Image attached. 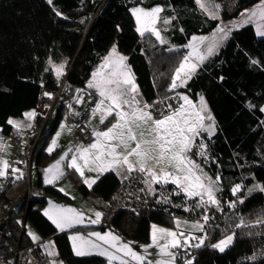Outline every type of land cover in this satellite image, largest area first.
Segmentation results:
<instances>
[{"label": "trees", "instance_id": "obj_1", "mask_svg": "<svg viewBox=\"0 0 264 264\" xmlns=\"http://www.w3.org/2000/svg\"><path fill=\"white\" fill-rule=\"evenodd\" d=\"M216 1L220 4V19L203 14L195 0H52L51 4L48 0H0V128L3 135L20 136L18 129L7 121L46 104L49 98L45 94L53 95L59 88L62 80L47 70L50 61L68 60L66 82L68 95L73 96L87 89L92 71L112 47L127 57L144 103L151 105L158 96L171 94H186L194 102L202 96L214 118L215 132H200L190 156L213 180L219 177L220 190L215 193L219 207H195L199 197L189 198L185 194L159 198L147 193L149 201L145 206L123 210L121 184L125 178L108 172L88 188L70 169L66 177L102 213L98 225L77 227L70 232L112 229L138 245L149 241L152 223L175 228L178 218L203 221L207 215L209 220L203 221V231H196L197 235L207 238L203 246L192 247L193 264H264V224L256 223L264 219V192L248 191L257 185L264 187V111H261L264 38L257 37L252 24L233 30L218 53L204 61L183 88L170 89L176 69L187 54L180 46L194 35L213 32L221 21L237 18L262 0ZM136 6L147 9L160 6L164 8L163 14L176 15L166 32L176 47L161 43L148 32L139 35L131 12ZM91 14L97 16L92 18ZM65 99L54 108L57 118L37 147L34 165L40 174L54 155L45 153L43 148L63 118ZM40 121L38 116L36 123ZM114 122L110 116L102 128ZM201 143L207 145V156L197 154L196 145ZM131 174L144 185L138 172ZM237 184L242 188L234 195L231 189ZM23 186L22 180L15 182L9 196H18ZM43 191L44 198L34 197L26 212L20 205L11 214L7 229L11 243L21 247L33 243L25 227L21 230L23 224L30 223L44 240L54 242L63 264H107V259L100 255H75L70 232L59 231L43 213L46 195L65 196L54 185L44 187ZM233 203L235 207L230 206ZM241 218L249 226H239ZM229 234L234 235V241L224 252L212 247ZM252 256L257 259H248Z\"/></svg>", "mask_w": 264, "mask_h": 264}, {"label": "snow or ice", "instance_id": "obj_2", "mask_svg": "<svg viewBox=\"0 0 264 264\" xmlns=\"http://www.w3.org/2000/svg\"><path fill=\"white\" fill-rule=\"evenodd\" d=\"M48 2L51 4L52 0H48ZM195 2L199 5L200 9L209 12L204 0H195ZM262 3H264V0H262ZM216 7L218 8V6ZM163 11L164 8L160 6H155L151 9L141 7L132 9V13L139 25L137 31L140 35L143 36L145 32H148L154 34L157 39H160L161 43L164 42L160 37V31L155 27L158 21H162L165 25L170 24L171 21L169 18H162L160 16V13ZM57 15H60V13H57ZM209 15L216 18L213 13L209 12ZM259 15L260 19L264 20V8L259 10ZM249 16L250 18L256 17L257 12L253 11ZM172 19H175V17H172ZM219 32L223 33L220 37L221 39L227 38L228 32H225L224 28H220ZM259 35L264 36V31H259ZM205 39L207 38L194 37L193 44L189 45L193 49L197 60L201 63L206 56L198 50L195 42L199 40L203 43ZM216 48L217 42L213 40L207 47V55H212ZM190 59V57H185L184 61L176 69L175 78L171 84L172 89L178 87L177 81H180L182 86L187 83V80L191 79L192 73L195 72L197 65L190 63ZM126 60L127 57L119 55L116 49L113 48L111 54L105 58V62L100 66V69L93 74V79L89 82L88 88L97 89L100 99L96 107L92 109V113L93 115L100 114L101 124H104L109 116H113L116 122L112 123L104 131H94L95 142L88 147H78L76 149L78 154L72 156L68 167L74 169L80 176L84 175L85 169L100 173L119 169H124L126 173H143L145 177L143 182L147 186V190L153 194L155 193L153 188L154 184L172 183L181 189L187 197H199V202L195 207H206L207 205L219 207V202L215 196V193L220 190L217 187L219 177L216 180L208 177L200 165L188 155L195 145V138L200 135L201 131L212 134L215 130L214 118L207 111L204 98L201 96L200 108L197 109L189 100L188 96H183L181 99L184 101V104H181L174 111L170 110L168 115H162V118L156 119L150 111L146 110L150 108V105L147 103L142 104L141 100L137 98L140 95L139 88L135 83L131 68L126 64ZM252 63L257 62L252 61ZM62 72L63 65L57 66V76L61 75ZM249 106L251 107V105ZM169 109H171L170 105ZM261 111H264V108ZM26 115L32 118L34 113H27ZM205 120L211 123L206 126ZM149 122H151V127L147 129V132L152 138L145 139L143 131L140 132V138H138L134 127L141 128L142 126L148 125ZM7 123L13 124L18 128L20 127L18 122L11 119ZM196 146L199 156H207V145L201 143ZM55 147L56 140L54 139L48 151L52 152ZM2 148L3 145H0V149ZM72 151L73 149L70 148L69 152ZM67 156L68 153H65L61 161L67 158ZM133 156L137 158L135 164L130 160V157ZM61 161H58L47 170L49 174L48 183L54 182V180L59 179L63 175ZM148 161H154L155 166H159L160 168L159 172L156 171V167H148ZM8 167L9 164L6 160L0 161V176L6 175ZM169 168L172 171H169ZM13 171H18V169H13ZM84 182L91 187L95 183V180L86 179ZM241 188L242 186L237 184L231 191L235 195L241 191ZM253 190L264 192V187L257 185L254 189H248L249 192ZM61 191L64 190L61 189ZM239 202L243 203L242 200ZM230 206L235 207V203ZM44 214L61 231L65 228L73 227L75 224H82L84 221L83 214L76 209L58 205H52ZM95 216L96 219L90 221L93 224L100 222L102 213L96 212ZM202 219L204 223H207L209 217L204 215ZM256 223L264 224V219H258ZM177 226H179V221H177ZM239 226L246 227L249 225L244 224L243 218H241V225ZM192 227L203 231L204 225L196 223ZM183 235L184 233H179V236ZM89 236L95 237L96 240L102 241L103 244L109 245L115 251L111 252L102 247L101 244L93 242L91 239H86L80 235H73L70 239L73 242L75 255L85 256L95 253L106 256L109 264L112 261H119V264H129V260L124 259V257H129L136 264H145L146 262V256L134 251L130 242H121L120 237L113 235L111 232L103 235L99 232H92L89 233ZM33 238L35 239L36 237L34 236ZM206 238L205 235L203 238L189 237L188 239H196L198 242L192 246L199 248L203 246ZM151 239L152 244L144 246L145 252H147L148 247L155 246L159 249L161 256H167L169 258L167 260L161 259L156 264H175V253L171 249L185 246L181 244L176 232L158 228L155 225L152 226ZM160 240H165V243L161 244ZM233 241L234 236L230 235L212 245V247L218 249L220 252H224ZM117 253H122L123 255L121 256ZM248 259L255 260L257 257L252 256ZM53 264H57V262L53 261ZM147 264H152V262L148 261ZM187 264H193V261L189 260Z\"/></svg>", "mask_w": 264, "mask_h": 264}, {"label": "rangeland", "instance_id": "obj_3", "mask_svg": "<svg viewBox=\"0 0 264 264\" xmlns=\"http://www.w3.org/2000/svg\"><path fill=\"white\" fill-rule=\"evenodd\" d=\"M204 2L206 4V7L208 8L209 12L210 13H213L216 16V18H213L212 15H209V12H205L204 10L200 9L199 5L197 4L198 7H199V9L201 10V12L203 14H205L206 16L212 18V19H220V10L221 9H220L219 2L216 1V0L215 1L214 0H204ZM216 6H218V8ZM137 7L145 8L143 6H136V7H133V8H137ZM261 8H264V3H262V1L254 4V5H252L250 7H248L247 9H245L235 19H232L230 21H221L220 24L217 26V28L213 30V32H211L209 34H204V35H194V36H192L189 41H187L184 45L180 46V48H183V49H185L187 51V54L183 57L182 62L184 61L185 57H190L191 58L190 59V63L196 64L197 65L196 70H197V68L200 67V65L204 61H206L207 59L211 58L213 55H215L216 53H218V51L223 46V44L228 39L230 33L233 30L240 29L241 27H244V26H246L248 24H252L254 26L255 31H256V35H257L258 38H264V36L259 35V31H264V20L260 19V15H259V10ZM132 9H131V12H132ZM145 9H147V8H145ZM253 11H256L257 12V16L250 18L249 14L251 12H253ZM160 16L162 18H164V17L169 18L171 22L176 19V15L175 16H172V15L170 16L168 14H163V12L160 13ZM172 17H175V19H172ZM245 21H247V22H245ZM169 25L170 24L165 25V24L162 23V21H158L157 24H156V26H155L160 31V37L163 39V41L165 39L164 38L165 35H164V32H163V29L164 28L166 29V27L169 26ZM258 25L260 26L259 28H258ZM138 27H139V25H138ZM220 28H224L225 32H228V36H227L226 39H221L220 38L223 35V33H220L219 32V29ZM167 35L168 34L166 33V36ZM194 37H197V38H207V39H205L203 41V43H201L199 40H197L195 42L198 50L201 53L205 54V56H206V58L204 59V61L202 63L197 60L196 55L193 53V49L191 47H189L190 44H193V38ZM213 40H215L217 42V48L215 49V51H214V53L212 55H207V47L209 46V44ZM61 64L62 63H58L57 64V63H55L53 61H50L48 63V65H47V70L56 69V67L57 66H60ZM54 71L56 73V70H54ZM189 100L191 101V99H189ZM204 101H205V99H204ZM191 102L193 103V105L196 106L197 109L200 108V100H198L196 102H194V101H191ZM182 104H184V101L183 100H182ZM263 108H264V106H263ZM206 109L209 112V108H208L207 103H206ZM146 110L147 111H150V108L149 109H146ZM36 112L37 111H35V110H30V111H27L23 117H20V118H12L11 120L18 122L19 125H20L19 128H21L24 125H26V122H29V121L31 122L32 120H34V117L36 115ZM27 113H34V116L32 118H29L26 115ZM56 118H57V111L55 110L52 113L51 120H50L49 124L47 125V127L45 129V133H44L45 135L50 130V128H51L53 122L56 120ZM209 123H211V122L208 121V120H205V125L206 126ZM13 126H15V125H13ZM90 126H91V128H92L93 131H98V129L93 125V121L91 119H90ZM150 127H151V122H149L148 125L142 126L141 128H135L134 127V131L137 133V137L138 138H140V132L143 131L144 134H145L144 135V138L145 139H151L152 137L149 136L148 135V132H147V129L150 128ZM68 128H70L69 125L67 124V122L65 121V119L62 118L60 120V123H59V128H58L59 131L57 130V132L51 134V136H49V140H48V142H49L48 149L52 146L53 140L54 139L56 140V147L50 153V155H53L57 151V149H59V152L57 153V155L54 158L52 157L53 159L51 158L52 160L48 162V163L51 162L50 165L53 166L58 161H61V158L65 156V153H68L67 158H65V159H63L61 161V171L63 172V175L60 176L61 182L57 185L58 190H60V191H61V189L64 190V191H61V192L64 194L65 198H55L52 195H46L47 203H46V206H45L43 212L45 213L46 210H49L52 205H58V206L65 207V208H74L78 212H80V213L83 214L84 221H83L82 224H75L73 227L65 228L63 231H61L59 228H57L61 232H64V231L70 232V230H72L74 228H77V227L94 225L90 221L96 219V216H95V213L96 212H100L101 213V211H99L98 209H96L94 207H92L93 208L92 209V212H87L85 206H88V205L90 206V203L83 198V196L81 195V193L77 189V187H76L75 183L72 181V179L70 177H66V174L71 169L70 167H68V165H69V163L71 161V158L73 156L74 149H73V147L70 144H68L67 146H64V147L61 148L60 147V145H61V142L60 141H62L63 139L66 138ZM201 132H206V131H201ZM214 132H215V130H214ZM206 133H208V132H206ZM57 134H59V135L57 136ZM71 138H72V134H71ZM42 141H43V139H42ZM42 141H41V143H42ZM70 142H71V139H70ZM0 145H3V148L0 149V161H5L6 160L7 162H9V160H11L13 158L14 148H13V145L11 146V138H10V136L3 135L2 132H1V128H0ZM70 148L73 149L72 152H69V149ZM11 151L13 152L12 153V156H10L11 155ZM153 155H155V153H153ZM188 155L190 156V153H188ZM150 163H151V165L153 167H156V171L159 172V170H160L159 166H155V162L154 161H151ZM15 169H18V168H15ZM168 170L169 171H172L171 168H169ZM203 172H204V170H203ZM21 173L22 172H21L20 169H18V171H13L12 170V174L15 175V176H20ZM119 175H121V174H119ZM207 176L210 177L209 175H207ZM31 177H32L31 180H32V187H33L34 197H37L38 199H39V197H44L45 196V193L41 190V188H39V174H38V172L35 169L32 170ZM169 185L176 186V185H174L172 183H168V184H157V186H160V187H162L164 189H167L169 187ZM176 188L179 189L177 186H176ZM179 191H182V190L180 189ZM206 199H207V197H206ZM216 199H217V197H216ZM210 206H215V205H210ZM177 221H179V226H177ZM196 223L203 224V221H187V220L178 218V219H176V222H175V225H176L175 228H169V227H165V226L158 225L156 223H152L151 226H150V239H149L148 242L139 243L138 245H133L132 242L126 240L122 236L120 237V241L123 242V243H129L130 242V245H131V247L133 248L134 251H136L138 254L145 255L146 256V262H145V264H147L148 261H151L152 264H156V262L159 261V260H161V259L167 260L169 258L167 256H161V254L159 252V249L157 247H155V246L148 247L147 248V252H145L144 246H149V245L152 244V239H151V236H152V226L155 225L158 228H163V229H167L169 231L176 232L178 234V238L181 241V244H184L185 245L184 247H186V246L193 247L192 245L196 244L198 241L196 239H188L189 237H201V238H203L205 236V235L200 236V235H197L196 234V231H199V230H197V229H195V228L192 227V225H194ZM24 227H25L26 235L34 243H40V242L44 241V239L39 235V233L37 232V230L30 223H26L24 225ZM92 232H99L102 235L105 234V233L111 232L113 235H117V232L116 231H114V230L112 231V229H107L106 231H100V230L99 231L98 230L97 231H87L86 232V235H83L82 233H79V232L71 231L69 233V236L71 237L73 235H80V236L85 237L86 239H92V241H95L96 240L95 237H90L89 236V233H92ZM181 232L184 233L183 236H179V233H181ZM230 235L231 236H234L233 234H229L227 236H230ZM34 236L36 237L35 239L33 238ZM227 236H225L224 238L220 239L219 241L225 239ZM48 241L49 242H47L45 244L46 250L48 251V253H53V255H55L57 257V250H56V247H55L54 242L52 240H48ZM219 241L214 242L212 245L218 243ZM98 242L102 245V247H104V248L108 249L109 251H111L110 249H112V248H110L109 245L103 244L102 241H98ZM204 242H205V240H204ZM160 243L161 244L165 243V240H160ZM176 249L177 248L171 249V251L175 253V250ZM111 252H113V251H111ZM118 255H121L122 256L123 254H118ZM124 259H127L128 260L129 258L128 257H124ZM108 262H109V260H108ZM111 264H119V261H112ZM175 264H179L178 261H177V259H176V256H175ZM183 264H187V261L185 263H183Z\"/></svg>", "mask_w": 264, "mask_h": 264}, {"label": "built area", "instance_id": "obj_4", "mask_svg": "<svg viewBox=\"0 0 264 264\" xmlns=\"http://www.w3.org/2000/svg\"><path fill=\"white\" fill-rule=\"evenodd\" d=\"M96 16L97 14H91L92 18ZM68 92L69 87L65 77L50 99V111L42 115L41 121L36 123L32 129L13 139L14 155L8 162L9 171L5 176H0V264H53V261H56L48 256L45 248L47 240L24 247L14 246L8 237L7 229L13 211L21 205L26 212L34 198L31 181L32 170L35 167L34 156L43 139L48 117L63 97L66 98V110L63 118L74 130L71 143L88 147L95 142L90 119L92 109L98 102L97 96L88 89H82L77 98L68 95ZM181 104L182 99L179 94H171L166 97L158 96L151 103L150 111L154 118L159 119L162 118V115H168L170 110H176ZM169 105L171 109H169ZM15 168L21 170L20 176L12 174V170ZM126 177L121 184V207L128 211L138 210L149 201L146 188L137 182L134 175L130 174ZM19 180L23 181V191L15 198H11L9 196L10 189ZM21 230L24 231V225ZM175 256L179 264L191 260L192 247L177 248Z\"/></svg>", "mask_w": 264, "mask_h": 264}, {"label": "crops", "instance_id": "obj_5", "mask_svg": "<svg viewBox=\"0 0 264 264\" xmlns=\"http://www.w3.org/2000/svg\"><path fill=\"white\" fill-rule=\"evenodd\" d=\"M135 19V18H134ZM135 22H136V20H135ZM138 28V24H137V22H136V29ZM169 29V26H167L166 27V29L164 28L163 29V32H164V42H163V44H167V45H169V46H171L172 48L173 47H176V46H174V45H172L171 44V41H170V37H168V36H166V32H167V30ZM138 32V31H137ZM139 33V32H138ZM139 35H140V33H139ZM159 41L161 42V40L159 39ZM113 48H115L116 49V51H117V53L119 54V55H121V56H125L124 54H122L121 52H119L118 51V49L116 48V47H112L110 50H109V52L102 58V60H101V62L94 68V70L92 71V73H91V75H90V77H89V79H88V81H87V83H86V88L88 89V90H90L93 94H95L96 96H97V98H98V101H99V99H100V97H99V95H98V90L97 89H95V88H88V84H89V82H91L92 81V79H93V74L94 73H96L99 69H100V66L105 62V58H107L110 54H111V52H112V49ZM126 57V56H125ZM53 62H55V61H53ZM55 63H62L61 65H63V72H62V74L61 75H59V76H57L56 75V73H55V71L54 70H56V69H51V71L54 73V75L59 79V80H62L63 78H65L66 77V75H67V73H68V70H69V62H68V60H66V59H63V60H61V61H57V62H55ZM126 64L128 65V63H127V60H126ZM129 66V65H128ZM132 71V70H131ZM194 74V73H193ZM192 74V75H193ZM192 77V76H191ZM135 78V77H134ZM175 78V77H174ZM190 80V79H189ZM189 80H187V83H188V81ZM135 83H136V80H135ZM186 83V84H187ZM177 84H178V87H176L175 89H180V88H183L186 84H184V85H182L181 86V82L180 81H177ZM136 85H137V83H136ZM138 86V85H137ZM139 88V87H138ZM170 89L171 90H175V89H172L171 87H170ZM139 96L137 97L138 99H140L141 100V102H142V104L144 103V100H143V97H142V95H141V92H140V89H139ZM46 95V94H45ZM181 97H183V96H187L186 94H183V93H181V94H179ZM48 98H49V100H48V102L46 103V104H40L36 109H33V110H35V111H37L36 112V115H35V117H34V120H32L31 122L29 121V122H26V125H24L23 127H21V128H18V127H16L17 129H18V131H19V134H22V133H24L25 131H27V130H29V129H32L35 125H36V122H37V118H38V116H42V115H44L45 113H48L49 111H50V97H52L53 95L51 94V93H47V95H46ZM73 97L74 98H77L78 97V93H75L74 95H73ZM189 98V97H188ZM190 99V98H189ZM198 100H200V98L198 99ZM192 101V100H191ZM98 103V102H97ZM55 111V109H53L52 110V112L50 113V115H49V117H48V120H47V124H46V127H47V125L49 124V122H50V120H51V116H52V113ZM25 115V114H24ZM23 115V116H24ZM109 118V117H108ZM107 118V119H108ZM91 120L93 121V125L98 129V131H104V130H106L107 128H102V125L103 124H101L100 123V114L99 113H97L96 115H93L92 114V116H91ZM106 122V121H105ZM116 122V121H115ZM114 122V123H115ZM54 123V122H53ZM60 123V122H59ZM53 125V124H52ZM111 126V125H110ZM110 126H108V127H110ZM52 127V126H51ZM67 127V126H66ZM69 127L70 128H68V131H67V136H66V138L65 139H63L62 141H60L61 142V145H60V147L62 148V147H64V146H67L68 144H70L72 147H73V149H74V152H73V155H77L78 153L76 152V149L78 148V147H80V146H77V145H74V144H72L71 142H70V139H71V134L73 135V128L69 125ZM58 128H59V124L57 125V127L54 129V131H53V133H55V132H57V130H58ZM46 129V128H45ZM71 129V130H70ZM59 131V130H58ZM94 132V131H93ZM52 133V134H53ZM51 136V135H50ZM10 138H11V146L13 145V139L15 138V137H13V136H10ZM48 140H49V137H48V139H47V141H46V143H45V145H44V148H43V150H44V152L45 153H47V154H49L50 155V153L51 152H49L48 151V147H49V142H48ZM133 146H134V144H133ZM13 148H14V146H13ZM59 152V149H57V151L54 153V155H53V158L57 155V153ZM12 151H11V155L10 156H12ZM52 158V159H53ZM52 159H50V161L52 160ZM136 157L135 156H133V157H130V160L135 164L136 163ZM151 161H148V167H153L152 165H151V163H150ZM51 163V162H50ZM50 163H48L43 169H42V173L40 174L39 173V170L36 168V167H34V169L38 172V174H39V188H41V190L43 191V188L44 187H48V186H52V185H54L55 187H56V189H58L57 188V185L61 182V179L59 178V179H56V180H54V182H52V183H48V179H49V174H48V172H47V170L52 166V165H50ZM82 163V162H81ZM33 169V170H34ZM72 169V168H71ZM72 170H74V169H72ZM9 171V168H8V170H7V172ZM75 171V170H74ZM76 172V171H75ZM108 172H115L120 178H125L127 175H129V174H131V173H126L125 171H124V169H119V170H109V171H105V172H102V173H100V172H95V171H89L88 169H85L84 170V175L83 176H80L79 175V173H77L78 175H79V177L81 178V180L84 182L86 179L87 180H95V182L97 183L106 173H108ZM118 172H119V174H121V175H119L118 174ZM132 173H134V172H132ZM140 174V176H141V180H142V182L144 181V174L143 173H139ZM31 179H32V177H31ZM41 179V180H40ZM32 181V180H31ZM40 183H41V185H40ZM96 183H94V184H92V187H93V185H95ZM84 184L88 187V188H92V187H89L85 182H84ZM143 184H144V182H143ZM144 186H145V188H146V191H147V193L149 194V195H151V196H159V198L160 197H164V198H166V197H169V196H171V195H174V194H185L184 192H182V191H179L180 189H177L176 188V186H172V185H169V187L167 188V189H164V188H162V187H160V186H157V184H154L153 185V188H154V190H155V193L153 194V193H151V192H149L148 190H147V186L144 184ZM60 191V190H59ZM44 192V191H43ZM61 192V191H60ZM62 193V192H61ZM63 194V193H62ZM64 195V194H63ZM186 195V194H185ZM39 198H44V197H39ZM86 200V199H85ZM87 201V200H86ZM89 202V201H88ZM90 203V206L88 205V206H85L86 207V210H87V212H92V207H94V208H96V209H98L97 207H95L91 202H89ZM99 210V209H98ZM100 211V210H99ZM44 213V212H43ZM45 215V214H44ZM46 216V215H45ZM47 217V216H46ZM48 218V217H47ZM101 218H102V216H101ZM49 219V218H48ZM50 220V219H49ZM51 221V220H50ZM52 222V221H51ZM100 222H101V219H100ZM99 222V223H100ZM53 223V222H52ZM99 223H97V224H94V225H90V226H95V225H98ZM54 224V223H53ZM55 225V224H54ZM56 226V225H55ZM57 228V227H56ZM107 230V229H106ZM106 230H104V231H106ZM94 231H97V230H94ZM99 231V230H98ZM113 231V230H112ZM79 233H82L83 235H86V233H84V232H79ZM117 235L119 236V237H121V235H119L118 233H117ZM70 237V236H69ZM45 240H47L46 242H49L48 240H50V239H45ZM44 240V241H45ZM92 240V239H91ZM70 242H71V245H72V249H73V242H72V240L70 239ZM93 242H97V243H99L97 240H95V241H93ZM34 243V242H33ZM100 244V243H99ZM111 251H115V249H110ZM74 251V250H73ZM47 253H48V251H47ZM117 254H122V253H117ZM92 255H98V254H92ZM48 256L49 257H51V258H54L55 260H56V262H57V264H63L60 260H59V258H58V254H57V257L55 256V255H53V254H49L48 253ZM85 256H91V255H85ZM101 256V255H100ZM103 257H105L106 259H107V257L106 256H103ZM129 258V257H128ZM130 259V258H129ZM128 259V260H129ZM107 264H109V262H108V259H107ZM129 264H136L135 263V261H132L131 259L129 260Z\"/></svg>", "mask_w": 264, "mask_h": 264}, {"label": "bare ground", "instance_id": "obj_6", "mask_svg": "<svg viewBox=\"0 0 264 264\" xmlns=\"http://www.w3.org/2000/svg\"><path fill=\"white\" fill-rule=\"evenodd\" d=\"M24 225V224H23Z\"/></svg>", "mask_w": 264, "mask_h": 264}]
</instances>
